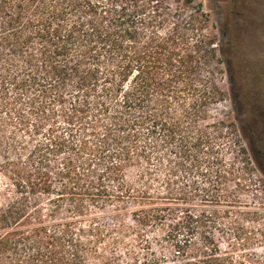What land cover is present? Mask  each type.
I'll return each mask as SVG.
<instances>
[{
	"label": "trees",
	"instance_id": "1",
	"mask_svg": "<svg viewBox=\"0 0 264 264\" xmlns=\"http://www.w3.org/2000/svg\"><path fill=\"white\" fill-rule=\"evenodd\" d=\"M208 22L202 0H0V264H237L191 209L236 178Z\"/></svg>",
	"mask_w": 264,
	"mask_h": 264
},
{
	"label": "rangeland",
	"instance_id": "2",
	"mask_svg": "<svg viewBox=\"0 0 264 264\" xmlns=\"http://www.w3.org/2000/svg\"><path fill=\"white\" fill-rule=\"evenodd\" d=\"M237 4L244 8L243 0L239 3H236V0H202L203 10L209 19V32L215 36L216 44L221 48L225 61L220 66L221 74L213 69L214 77L219 79L225 96L211 108L207 122L217 125L220 134L216 144L219 145V156L226 166L233 164L236 178L230 177L226 184L223 182L220 186L218 191L220 201L217 205L193 202L191 209L194 212L203 209L217 210L218 226L213 231L214 237L221 251L231 256L234 263L264 264V159H261L249 145L244 130L246 118L239 114L232 94L231 76L237 83L239 80L240 84H245V71L236 61L233 43L236 36L234 27L237 20L235 15ZM224 200L231 201V204ZM126 209L129 213L130 204H127ZM103 217L105 227L110 228L116 224L109 211L103 214ZM101 223L103 224V221ZM124 223L135 225L129 221L128 215H125ZM146 234L151 240L153 250L157 245L159 251H162L159 248L162 234L152 229ZM123 251L121 248L117 250V254L121 255L117 264H129L122 255ZM163 251L162 254L168 253V250ZM140 262L141 260L136 264Z\"/></svg>",
	"mask_w": 264,
	"mask_h": 264
},
{
	"label": "flooded vegetation",
	"instance_id": "3",
	"mask_svg": "<svg viewBox=\"0 0 264 264\" xmlns=\"http://www.w3.org/2000/svg\"><path fill=\"white\" fill-rule=\"evenodd\" d=\"M243 1L245 13L240 4L236 5L233 43L236 61L245 71V84L231 76L232 94L239 114L246 118L249 145L264 159V0Z\"/></svg>",
	"mask_w": 264,
	"mask_h": 264
}]
</instances>
